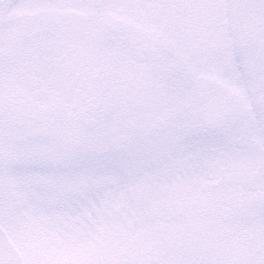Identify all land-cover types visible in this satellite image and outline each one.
I'll return each instance as SVG.
<instances>
[{
	"label": "snow or ice",
	"instance_id": "1",
	"mask_svg": "<svg viewBox=\"0 0 264 264\" xmlns=\"http://www.w3.org/2000/svg\"><path fill=\"white\" fill-rule=\"evenodd\" d=\"M0 264H264V0H0Z\"/></svg>",
	"mask_w": 264,
	"mask_h": 264
}]
</instances>
